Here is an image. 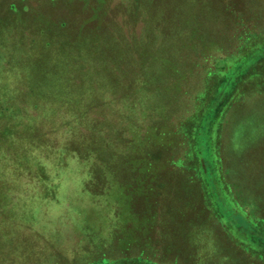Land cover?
Wrapping results in <instances>:
<instances>
[{
	"label": "rangeland",
	"instance_id": "374dc122",
	"mask_svg": "<svg viewBox=\"0 0 264 264\" xmlns=\"http://www.w3.org/2000/svg\"><path fill=\"white\" fill-rule=\"evenodd\" d=\"M187 1L184 6L190 9L223 17L207 11L215 0ZM148 4L149 0H0V96L11 98L15 108L32 118L45 114L43 120L50 121L40 125L42 120H34L37 126L28 133H13L24 139L17 147L9 140L11 128L17 127L0 116V264H264V0H217L218 6L226 7L223 20H212L205 30L225 31L224 45L214 38L195 52L198 38H178L173 52L179 61L181 55L185 61V55L193 54L198 64L187 60L191 73L173 70L175 77L168 84L162 83L163 67L170 66L165 47L142 51L147 46L143 10L147 19L152 9L146 11ZM97 7L104 12L108 41L113 34L128 48H118V58L99 51L93 61L86 59L81 65L84 78L66 67L60 71L54 64L69 57L50 49V44L43 47L50 43V25L66 21L68 27L74 12L85 15ZM192 23L179 22L186 27ZM40 29L49 33L41 36ZM247 34L255 38L245 39ZM163 37L167 48L174 46L171 37ZM86 38L89 45L90 34ZM210 68L213 73L197 94L199 101L196 97L193 105L183 104L200 89V75ZM79 80L82 85L67 84ZM128 84L130 95L122 90ZM156 87L169 94L163 95L158 108L152 107L155 97L149 93ZM60 93L69 111L62 106L48 119ZM103 93L116 97L107 102ZM110 137L116 141L112 152ZM122 138L131 144L125 152L123 142L118 144ZM15 153L21 156L15 158ZM123 153L127 163L143 165L152 156L176 163L198 199L200 190L210 198L200 200L219 213L214 212V220L222 231L209 228L212 241L194 250V241L206 237L207 224L199 212L196 218L202 221L172 218L178 245L169 238L158 240V234L141 243L132 239L133 248L120 241L114 249L110 234L96 224L102 214L93 207L92 213L89 204L91 194L105 189L96 171L107 175L105 163ZM86 196L92 198L89 204ZM239 197L253 203L252 214L248 202L238 205ZM102 206L110 211L109 201ZM187 235H196L192 243L184 241ZM119 258L127 261H116Z\"/></svg>",
	"mask_w": 264,
	"mask_h": 264
},
{
	"label": "trees",
	"instance_id": "16d2710c",
	"mask_svg": "<svg viewBox=\"0 0 264 264\" xmlns=\"http://www.w3.org/2000/svg\"><path fill=\"white\" fill-rule=\"evenodd\" d=\"M215 4L211 10L214 14L223 13L224 17V10H226V7H220L218 6L217 0H215ZM150 5L146 7V11L150 8L151 12L150 15L147 17L144 15L143 10V26L145 27V35L146 36V44L147 46L142 49L151 51L154 47H160V45H163L166 49V55L165 57L170 63L169 67H163L165 78L162 83L168 84L167 81L171 79V76L173 75L171 72H179V70H185L187 69L188 74L191 73L192 67L188 66V62H192V66L195 64H198L197 62H194L196 60L195 57H193V54L185 55L189 56L187 60L183 61V56L181 55V59L179 61L178 57L174 54L173 51L176 50L177 44H178V38H185L187 35H192L193 37L198 38L197 39V49L194 50L195 52L201 48H203V44L211 42L212 39H218L220 41L221 45H224V38L226 37L225 31L222 30V33L219 34L217 32H208V30L205 26H208L212 20H215L217 22H221L223 20V17L218 18L217 16L210 15L209 12L204 11H195L194 9H190L188 6H184L187 0H177L175 3H173V0H149ZM257 2V1H256ZM258 3H255V7ZM134 7L135 3L132 4ZM190 5H192L190 3ZM171 6V7H170ZM180 9L178 10V7ZM168 7V8H167ZM172 8V9H169ZM217 9H216V8ZM174 8V10H173ZM222 8V9H221ZM103 9V7H102ZM257 9H259L257 7ZM219 11V12H218ZM162 12H167V15L165 16L161 15ZM213 14V15H214ZM249 15H251L252 19L259 23L257 20L255 13L252 11H248ZM107 16L108 14L105 13ZM196 15V18H195ZM168 16L171 20L168 19ZM193 21L191 26H187V28L184 24H179L180 21ZM176 21V22H174ZM207 22V24H205ZM165 24L168 25V28H161L159 27V24ZM105 19H104V12L101 10V8H92L88 14L85 15H79L74 12L72 14V18L70 19L68 23V27L66 21H61L60 25H50V43L48 41L44 42L43 47L50 44V49L57 48V50L64 54H66L69 59L63 61L59 60L54 64L57 66L58 69H63V67H66L67 69H72L73 72H78L82 75L84 78L85 70L82 71V63L83 65L87 62L86 59H89L93 61L96 55H98V52L100 51L101 54H104L105 56H108L111 58V56H115L118 58L119 54L117 49L118 48H128V44L120 45L121 43H124L121 39H115L114 35L110 33V41L109 35L105 34L106 26L104 27ZM70 26V27H69ZM187 28V29H186ZM49 29V28H46ZM42 32L49 33L48 31H45L43 29L39 30V35L42 36ZM87 33L90 34V40L88 41L89 45H86L87 42ZM163 36H169L171 37L170 42L174 43V46H171L167 48V40H165V37ZM245 39L255 38V35H245ZM143 37V36H142ZM83 40L85 41V44L83 43ZM116 40V42H115ZM176 40V42H175ZM108 41V42H107ZM183 41V40H182ZM181 41V42H182ZM106 42V43H105ZM100 44V45H98ZM84 45V46H83ZM18 46L16 48V53L22 54L21 47ZM39 49V48H38ZM1 53H4V48L1 49ZM89 50V51H88ZM221 50V49H220ZM238 50V49H237ZM236 50V53H237ZM193 51V52H194ZM95 52V55H91ZM181 52V51H180ZM234 53V55L236 54ZM19 57V55H18ZM85 62V63H84ZM131 62V59H130ZM141 64V59L139 60ZM175 62H177L176 66L173 65ZM195 63V64H193ZM189 68H188V67ZM13 72H18L17 69H12ZM141 72V71H140ZM13 73V74H14ZM92 73V70L89 72ZM203 73V72H202ZM201 73V82H200V89L194 90L195 92L191 94V98L188 100H185L183 104H192L195 101V98L198 99L196 101H199V96L197 95L202 88L204 87L205 83L208 81V75L213 73L211 71V68L209 71L203 75ZM63 75V73L61 72ZM175 77V75H173ZM199 76V77H200ZM42 78V77H41ZM40 78V81L42 80ZM44 78H47L44 76ZM161 78V77H160ZM50 82V80H49ZM129 80L125 81V84H127ZM53 83H51L52 85ZM70 85H82L81 80L75 81L72 83H67ZM132 86L131 85H125V87L122 89L126 94L130 95V90ZM153 91L149 92L152 94L155 98L153 100L152 107H159L160 101L165 98L163 95H165L167 98H169V94H165V91H161L160 88H152ZM3 92V91H1ZM138 94H141L142 96L144 92L140 91ZM33 93V92H32ZM104 94L105 101L108 102L112 98V102L114 101L116 95L115 94ZM63 93H60L59 95L55 96V101H57V105L55 109L50 110L49 117L52 114H56L57 111L62 106H65L66 103L63 101ZM139 96V99H142L143 97ZM179 95V94H178ZM120 101H122L120 99ZM64 103V104H63ZM62 104V105H61ZM119 105H121L119 103ZM115 106V105H114ZM111 110L114 114H116L117 110L114 109ZM37 110V106H34ZM66 107V106H65ZM194 108H196L194 106ZM122 110V109H121ZM66 111H69L66 107ZM158 111V109H156ZM183 111V110H182ZM195 110L193 112L189 113L184 119L187 117L190 118ZM143 114V113H142ZM183 114V113H181ZM0 116L7 117L12 120L14 127H17L16 130H13L11 128V137L10 142H17L23 141V138L17 137L13 135V133H20L24 131H31L36 127L37 125L34 124V120H42L40 125H50V121L43 120L46 117V115L37 116L36 118H32L30 114H28L27 111L25 113L21 112L20 109H17L14 107V101L9 97H4L1 93L0 96ZM183 119V120H184ZM39 127V126H38ZM42 128V127H41ZM43 129V128H42ZM25 132V133H26ZM125 132V130L123 131ZM28 133V132H27ZM26 133V134H27ZM122 133V132H121ZM170 136V134H168ZM108 145L110 146V152H112L115 148V139L114 137H110L107 139ZM123 142V145L125 146L123 148V151L131 146L130 143L125 142V140L122 138L118 140V144ZM133 143V142H132ZM134 144V143H133ZM130 145V146H129ZM186 145H188V139L186 141ZM186 146V147H187ZM1 150V148H0ZM189 151V148L187 149ZM122 151V152H123ZM131 153V150H130ZM15 158H19L21 156V153H15L13 154ZM124 156V157H123ZM127 158L125 157V154L122 155L118 154L116 157H112L113 160H108L105 163V166L108 168L106 172L108 174H102L103 170L96 171L97 174L95 175V178L101 183H105V189L102 188L99 191H95L92 195L93 202H89L90 199L86 196V201L88 202L90 206V210L93 207L94 211L96 213H100L103 216V220L100 221L96 219V224L98 225V228H101L102 232L106 234H110V239L112 238V241L114 242V245H111L114 249H116V245L119 244L121 241L123 244H126L133 248L132 239H138L141 243L143 239H147V237H153L157 236L158 234V240L159 239H167L169 238V241L173 244H177L178 242L175 241V236L172 234L173 227H174V220L171 221L172 218H176L178 221H202L203 218H205L204 223L207 224V229L204 231L206 234V237H203L204 241L199 240L198 242L194 241V245L192 246V239L196 237H190L189 235L184 236L185 242H188L190 240V245L195 250L199 247V245L203 244L205 246L207 244V241L211 239L209 236L210 229L209 228H215L218 231H222L221 227L216 221L214 220V209L208 210L205 205V201H201L200 199L202 196L209 198L205 191L203 192L200 190L199 193V199L197 190L193 187H189V183L185 181V176L183 170L179 169L176 165V163H172L171 161H168L167 163L159 162L161 159L160 156H152L150 159L143 163V165L139 162L136 163H127ZM110 168V169H109ZM160 168L159 170H157ZM199 172V171H198ZM200 174V173H199ZM197 180L201 184L202 187H204L205 190L206 182H202L200 180V177L197 174ZM209 184V183H207ZM186 185L189 187V189H185ZM235 191L238 192L237 189L234 188ZM202 193V194H201ZM239 193V192H238ZM90 197V196H89ZM210 199V198H209ZM200 200V202H199ZM109 201L110 203V211L107 212V208L105 206H102L103 203H107ZM246 201L239 197L238 199V205L242 203V205H245L243 202ZM248 202V201H246ZM212 204V203H211ZM250 206V211H248V214H252L251 211H253V203H247ZM211 207V205H210ZM204 209V213L201 212V209ZM212 208V207H211ZM92 213H94L91 210ZM201 213V216L203 218H196L197 213ZM199 213V214H200ZM218 212H215L217 215ZM219 214V213H218ZM200 216V215H199ZM217 217V216H216ZM184 225H182V228ZM146 233V234H145ZM114 237L116 238V241L114 240ZM127 240V241H126ZM212 241V239H211ZM189 248V247H188ZM126 250V249H125ZM221 255V254H220ZM225 258V256H224ZM196 259H198L196 257ZM116 260V259H115ZM127 261V259H117L116 261ZM199 260V259H198ZM132 261V260H130Z\"/></svg>",
	"mask_w": 264,
	"mask_h": 264
}]
</instances>
